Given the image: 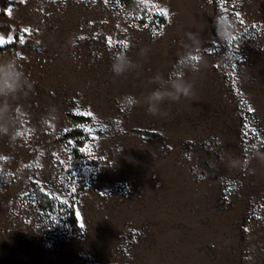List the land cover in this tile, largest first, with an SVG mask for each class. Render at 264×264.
Here are the masks:
<instances>
[{
    "label": "rangeland",
    "instance_id": "1",
    "mask_svg": "<svg viewBox=\"0 0 264 264\" xmlns=\"http://www.w3.org/2000/svg\"><path fill=\"white\" fill-rule=\"evenodd\" d=\"M0 35L34 81L0 138V264H264V0H0Z\"/></svg>",
    "mask_w": 264,
    "mask_h": 264
},
{
    "label": "clouds",
    "instance_id": "2",
    "mask_svg": "<svg viewBox=\"0 0 264 264\" xmlns=\"http://www.w3.org/2000/svg\"><path fill=\"white\" fill-rule=\"evenodd\" d=\"M216 35L221 41L229 44L236 39V26L233 21L225 16L219 15L214 19ZM189 37L193 33H188ZM184 59L187 60V66L193 71L197 70L200 59H196V54H187ZM135 67L132 59L127 52L117 53L112 59L110 71L117 77L124 76ZM161 81L163 83L161 84ZM155 82L160 85L153 89L143 98V104L146 105V111L149 115L156 116L161 112L160 105L165 100L179 101L181 97H189L193 92L191 83L183 79L182 74L175 78L165 79L160 77ZM34 81L23 70L17 59L13 57L0 58V138L8 137L10 142L15 141L20 134L18 127V110L21 106L18 101L25 94L32 90ZM131 105L138 103L135 97L130 99ZM55 109L52 110L54 112ZM51 118H55L54 116ZM43 123L49 122V117L42 118ZM250 153H258L259 146L252 144L249 148Z\"/></svg>",
    "mask_w": 264,
    "mask_h": 264
},
{
    "label": "snow or ice",
    "instance_id": "3",
    "mask_svg": "<svg viewBox=\"0 0 264 264\" xmlns=\"http://www.w3.org/2000/svg\"><path fill=\"white\" fill-rule=\"evenodd\" d=\"M160 13H161V15H167L168 14L164 9H161L160 10ZM24 31H25V33H27L28 32V29H25ZM11 41H12V37L11 36H8V38L5 39V36L4 35H0V45H6L8 43H11ZM19 42L21 44L25 42L23 36L19 37ZM109 43H111V40H109ZM120 43H121L122 47H124V48L127 47V43L126 42H123L122 41ZM129 103H131L130 100H129ZM249 111H252V109H249ZM84 115L91 116L92 114L91 113H84ZM62 203H67V201H63Z\"/></svg>",
    "mask_w": 264,
    "mask_h": 264
},
{
    "label": "trees",
    "instance_id": "4",
    "mask_svg": "<svg viewBox=\"0 0 264 264\" xmlns=\"http://www.w3.org/2000/svg\"><path fill=\"white\" fill-rule=\"evenodd\" d=\"M69 216H70L71 224L73 226H75L77 224V220H76L75 213H74L73 209H70Z\"/></svg>",
    "mask_w": 264,
    "mask_h": 264
}]
</instances>
